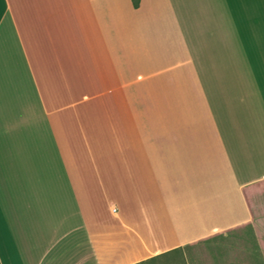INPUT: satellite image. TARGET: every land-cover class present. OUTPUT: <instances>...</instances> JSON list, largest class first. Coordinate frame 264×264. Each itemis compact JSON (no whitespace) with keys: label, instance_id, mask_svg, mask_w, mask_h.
<instances>
[{"label":"crops","instance_id":"0c3cea01","mask_svg":"<svg viewBox=\"0 0 264 264\" xmlns=\"http://www.w3.org/2000/svg\"><path fill=\"white\" fill-rule=\"evenodd\" d=\"M138 30L172 44L156 68L135 74L127 60L119 72L112 42ZM166 76L189 118L215 91L238 99L232 120L218 137L209 122L198 137L195 120L185 137L174 123L121 139L85 159L77 189L47 99L128 97ZM263 180L264 0H0V263L142 264L245 225L260 233Z\"/></svg>","mask_w":264,"mask_h":264},{"label":"rangeland","instance_id":"374dc122","mask_svg":"<svg viewBox=\"0 0 264 264\" xmlns=\"http://www.w3.org/2000/svg\"><path fill=\"white\" fill-rule=\"evenodd\" d=\"M115 42H119L118 48L113 44L112 52L117 59L123 61H118L115 65L119 72H123L125 66L123 63L128 60L132 63L134 73L141 74L157 67L155 60L168 51L172 39L167 33L143 34L138 30L133 33L127 44L117 40L112 43ZM109 43L111 44L105 42L106 45ZM123 46H127L126 49ZM119 49L123 50L118 51ZM117 53H123L122 57H118ZM232 55H235L234 52L230 56ZM233 59L232 56L229 72L238 73L239 68ZM183 84L186 85H183L185 89L189 85L195 88L194 82ZM175 86L172 78L166 76L163 80L158 78L144 84L137 82L128 97L47 99V102L49 100L55 104L54 107L58 105L61 109V112L50 114V117L65 165L77 189H82L78 167L93 164L85 159L92 154L105 155L107 159L112 144L121 139H137L144 135L155 137L157 133L172 132L167 128L172 127L174 123L182 127L175 129L176 136L185 137L188 136V128H184L183 123L195 120L198 123L195 132L198 137L209 136L206 122L213 127V137H218L220 129L216 127L219 126L221 118L227 122L232 120L234 114L231 108L235 107L238 99L230 96L221 97L219 92L215 91L213 96L194 97L192 101L197 109L191 115L192 118H189L187 110H183L191 106L192 102L188 98H178L173 91ZM251 109L249 107V110ZM158 125L161 129H157ZM226 132L230 134L231 130L227 129ZM116 148L113 146V151ZM104 164L107 166L108 163L105 161ZM256 188L261 191L264 202V180L258 183ZM252 191L253 188H249L246 197L253 207ZM252 211L255 214L258 212L254 209ZM261 212V216L264 217V210ZM259 228L252 224L245 225L235 230V235L239 237H213L142 264H264V226L261 227L260 233Z\"/></svg>","mask_w":264,"mask_h":264},{"label":"trees","instance_id":"16d2710c","mask_svg":"<svg viewBox=\"0 0 264 264\" xmlns=\"http://www.w3.org/2000/svg\"><path fill=\"white\" fill-rule=\"evenodd\" d=\"M140 0H132L133 7L137 9L139 7Z\"/></svg>","mask_w":264,"mask_h":264}]
</instances>
